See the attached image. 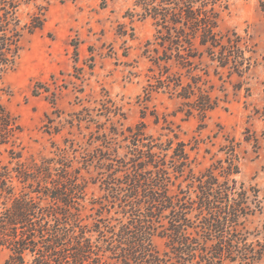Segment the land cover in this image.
Wrapping results in <instances>:
<instances>
[{
    "label": "rangeland",
    "instance_id": "obj_1",
    "mask_svg": "<svg viewBox=\"0 0 264 264\" xmlns=\"http://www.w3.org/2000/svg\"><path fill=\"white\" fill-rule=\"evenodd\" d=\"M17 14L19 51L0 74V104L19 128L11 141L0 143L1 165L19 161L33 169L53 159L61 169L66 162L84 184L83 214H89L107 172L99 163L125 154L127 127L143 125L163 140L171 136L163 127H171L195 174L233 148L239 169L233 178L257 194L239 228L262 253L254 264H264V0H230L218 9L217 32L228 41V53L237 57L232 46L238 45L250 59L240 75L204 52L190 72L173 62L168 73L155 66L150 57L156 27L136 0H25ZM191 75L200 77L198 85L216 103L206 114L194 109V96L187 100L174 90L178 76L185 85ZM153 243L166 249L160 237ZM0 264H13L3 247Z\"/></svg>",
    "mask_w": 264,
    "mask_h": 264
},
{
    "label": "trees",
    "instance_id": "obj_2",
    "mask_svg": "<svg viewBox=\"0 0 264 264\" xmlns=\"http://www.w3.org/2000/svg\"><path fill=\"white\" fill-rule=\"evenodd\" d=\"M23 1L0 0V74L18 56L22 27L17 12ZM136 1L156 27L150 61L166 73L171 70L169 62L190 72L195 68L193 59L203 52L211 60L216 55L220 66L229 64L239 75L250 65L238 45L232 46L239 50L237 57L231 49L228 53V41L224 43L217 32L218 9L230 0ZM190 79L182 85L178 76L174 90L187 100L194 96V109L206 114L216 103L198 85L199 76ZM160 81L164 84V79ZM171 84L168 78L164 85ZM141 126L125 129L128 144L123 156L115 153L105 157L108 163H99L107 172L101 179L102 194L91 201L89 214H83L84 184L66 162L56 169L48 159L29 169L23 162L9 166L0 161V247L8 251L11 263L222 264L240 259L242 264H254L259 260L262 253L247 243L239 228L253 212L257 194H249L233 178L239 172L235 150L195 174L185 143L171 127H163L171 134L163 140ZM18 128L0 104V143L11 141ZM154 237L164 239V251L155 247Z\"/></svg>",
    "mask_w": 264,
    "mask_h": 264
}]
</instances>
